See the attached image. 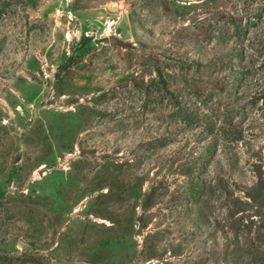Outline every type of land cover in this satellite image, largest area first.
<instances>
[{"label":"rangeland","instance_id":"1","mask_svg":"<svg viewBox=\"0 0 264 264\" xmlns=\"http://www.w3.org/2000/svg\"><path fill=\"white\" fill-rule=\"evenodd\" d=\"M0 264H264V0H0Z\"/></svg>","mask_w":264,"mask_h":264},{"label":"water","instance_id":"2","mask_svg":"<svg viewBox=\"0 0 264 264\" xmlns=\"http://www.w3.org/2000/svg\"><path fill=\"white\" fill-rule=\"evenodd\" d=\"M109 43H110L111 45L121 44L120 41H118L117 39H114V38H112V37L109 39Z\"/></svg>","mask_w":264,"mask_h":264}]
</instances>
